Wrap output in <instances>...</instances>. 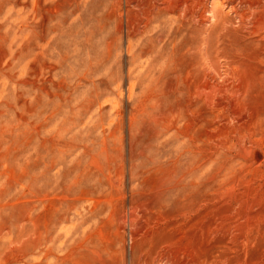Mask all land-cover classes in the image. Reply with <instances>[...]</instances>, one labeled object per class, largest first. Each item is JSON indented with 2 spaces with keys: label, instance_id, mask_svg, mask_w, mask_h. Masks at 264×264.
Returning a JSON list of instances; mask_svg holds the SVG:
<instances>
[{
  "label": "rangeland",
  "instance_id": "374dc122",
  "mask_svg": "<svg viewBox=\"0 0 264 264\" xmlns=\"http://www.w3.org/2000/svg\"><path fill=\"white\" fill-rule=\"evenodd\" d=\"M0 264H264V0H0Z\"/></svg>",
  "mask_w": 264,
  "mask_h": 264
}]
</instances>
